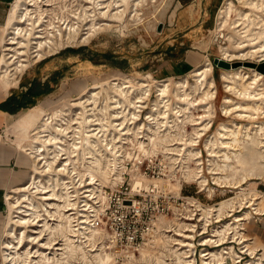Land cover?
<instances>
[{"label":"bare ground","instance_id":"bare-ground-1","mask_svg":"<svg viewBox=\"0 0 264 264\" xmlns=\"http://www.w3.org/2000/svg\"><path fill=\"white\" fill-rule=\"evenodd\" d=\"M53 1L11 0L4 23L0 26V90L3 92L0 97L5 96L11 87L17 85L19 77L26 67L33 61L44 58L45 54L55 53L67 45L88 42L97 30L120 25L122 28L132 24L139 25L143 21L142 17L145 18L148 15L153 17L154 21H152L155 22L163 16L168 5V0H84L83 3H79L78 7H74L72 12L69 11L70 15L57 16L53 12L54 6L48 8L54 3ZM237 1L242 7L241 9L235 6L233 0H225L217 12L219 25L221 27L227 25L230 29L226 37L229 44L219 46L222 57L230 60L243 58L246 55H256L259 60H262L264 59V0ZM86 2H91L94 5L91 8L87 7L84 4ZM160 2H162L161 7L158 6ZM233 11H237L238 18L230 23ZM147 24L150 27L154 26V23L150 24L149 18ZM147 24L145 23V26ZM127 29L129 30L128 27L126 31ZM235 49H247V51L236 54ZM211 70L212 65L208 58H205L203 62L193 67L189 74L172 82L174 93L172 97L181 101L182 105L183 103L188 105L192 101L195 102L192 96L199 93L197 99L202 103H208L215 92L214 79L209 76ZM260 70L253 68L250 72L241 69L221 71L222 87L236 98L229 95L223 96L221 108L225 113L236 112V116L249 119L264 116V72L262 73ZM188 75L192 76V82H189ZM150 77L154 83V89L157 91L156 96L161 99L167 97L170 94L169 90L172 89H170L171 80L169 77L162 80H157L151 75ZM132 81L133 79L126 75L100 78L90 86L78 88L76 90L78 95L72 99V102L70 101L69 105L45 112L42 104H35L17 116L16 135L21 141L19 147L26 154L30 173L26 182L12 187L5 194L7 214L3 235L0 239L3 264H72L74 257L80 258V263L84 264H111L113 262L112 254L102 251L103 243L96 244L97 238L100 237L95 235V229L90 230L89 234L80 236L79 228H72V217L68 215L65 208L68 202L64 203L63 190L67 191V187L60 181L64 178L62 167H59L62 165L61 160L52 151L61 137L66 134L72 119L79 118L78 122L83 125L92 123L93 119L100 117L108 118V120L110 118L126 119L129 112L130 118L136 117L135 110L130 111L129 107L135 108L136 102L142 101L140 98L142 99L150 88L146 79L141 78L136 88L133 87ZM105 84L107 87H104ZM98 87L99 90L96 89ZM135 90L137 91L133 95ZM142 90L143 92H139ZM145 98L148 97L145 96ZM101 99L104 101L103 105L100 104ZM155 103L157 105V99H155ZM179 108L184 110L187 106ZM154 111L155 113L151 109L150 115L146 116L147 119H151L147 130L151 132L149 138L152 144L159 135H172L180 140L184 134L179 132L180 127L178 128L177 123L168 125L174 127V131L178 130L176 133H172L170 127L162 132L166 129L165 125L167 122L169 123V118L164 116L165 112L157 109ZM205 111L207 116L211 115L213 113L211 105H208ZM178 118L181 120L182 117ZM210 122L211 120L205 123L203 121L197 126L198 122L190 123L195 127L191 132L193 136H189V144L186 147H191L190 144L194 142V137H199L203 131L207 130L210 127ZM253 122L252 125L247 124L246 126L238 122L228 124L225 121H220L213 135L206 140L204 146L209 151L207 159L209 173L215 182L237 187L247 179H250L249 183H256L255 179H264V120ZM181 141L174 144L185 143ZM175 146H173L175 151L182 149V147L175 148ZM216 148L217 150H215ZM173 151L172 154L175 152ZM188 151L190 154L199 153L198 151L194 152L191 148ZM92 155L90 157L94 159L91 161L90 168L87 165L86 170L75 171L76 175L84 181L89 179V184L96 181L114 183L118 175L111 173L113 161L108 156ZM232 157L237 162L234 170L231 164ZM195 174L191 173V175ZM195 178H199L198 181L202 187L207 185L206 177L202 174ZM242 189L236 191L235 198L223 200L217 207H208L205 211L206 217L214 212L218 217L223 213L232 217L223 222L220 225L221 228H216L214 235H218L220 241L225 233L230 231L237 233L240 219H246L252 214L251 210H245L241 214L233 213V210H236L237 205L240 206L244 199V196L240 197L238 194ZM251 196L249 198L250 205H253L251 208H254L255 212H260L264 207V196L258 198V193L256 196L255 193H252ZM73 208L71 207V209ZM75 209L83 210L84 208L80 209L77 205ZM82 216H85L84 213ZM83 236H85V240L89 241V244L82 242L81 237ZM184 236L191 237L187 234ZM182 241L180 239L178 242ZM209 241L210 236L203 243ZM178 242L175 241L174 244ZM88 245L89 247H86ZM181 245H190V243L184 242ZM247 246L252 250L249 245ZM204 250L206 249L201 250L200 256L203 255ZM172 252L179 262L182 261L177 249ZM208 253L213 261L206 260L201 256L202 264H222L226 257L231 260L232 264H237L234 263L236 255L232 247L226 254L218 249L210 250ZM151 258L152 256L146 253L142 254L139 259L128 260L127 263H149ZM155 259L157 263H165L163 254ZM250 262L251 264H263L259 260ZM179 264L190 263L186 261Z\"/></svg>","mask_w":264,"mask_h":264},{"label":"rangeland","instance_id":"rangeland-1","mask_svg":"<svg viewBox=\"0 0 264 264\" xmlns=\"http://www.w3.org/2000/svg\"><path fill=\"white\" fill-rule=\"evenodd\" d=\"M75 1L76 0H54V3L48 6V8H52L54 6L53 12L54 15L57 16H61L64 14L70 15V12H72L71 10L74 9V7H78L80 5V2H84V0H77L76 2ZM204 1L205 0H194L187 5H184L182 3L181 5L179 0H168V5L163 16L160 17V19L158 18L157 20H155V22H153V17L148 15L145 18L142 17L143 21L139 25H127V27L129 28V30L127 29V31V27L123 26L124 28H122L121 25L113 28L97 30V32L92 35L88 42L76 45H67L59 49L55 53H51L49 55L45 54V57L41 60L33 61L28 67L25 68V70H23L15 87L19 88L21 85L26 86V82H28V80L32 76L41 77L49 73L50 75L48 76L47 80L49 81V86L50 84L52 85V91L43 95L39 99V101L33 103L34 105L42 104L45 112H48L63 107L64 105H69L70 101L72 102V99L78 95L76 92L77 88H81L82 86H90L94 84L95 80L98 81V79L100 78L102 79L106 77L110 78L112 76L126 75L133 79L132 83L134 84L133 87L135 88L138 86V81L141 78L146 79L149 83L148 86L150 90L148 92L149 94L147 93L145 96H147L149 99L145 98L144 96L142 99L140 98V100L142 101L136 102L135 108L129 107L130 111L134 109L136 112V117H134L133 119H135L139 124L141 122H146V116L150 115L151 109L154 113V110L156 109L161 112H165L164 116L167 119L169 118V123L167 122L165 126L170 123L171 125L177 123L176 125H178V128L180 127L179 132H181L182 135L184 134L183 136L181 135L182 138L180 140H178L179 138L172 137L171 135L172 139L168 141L170 143L169 147L172 148L170 149V151H175L173 147L176 145L174 144L175 142L181 140V142H185L183 144H177L175 146V148L182 147V149L178 151H173L175 155L171 152L165 153L166 161L164 164L166 165L165 169L167 172V176L160 177L156 180L159 181L158 183L160 184L158 189L161 191L162 189H164L167 194L172 195L176 194L179 186L178 183H180L181 187H184L183 191L184 189H195L196 192L194 194H189L188 196L192 195L191 197L198 200L202 204L203 208L207 210L208 207H217L223 200L232 197L235 198L237 196L236 191L240 188H243L242 191L238 193L240 197L244 196V198H246L248 196L249 198H251L252 193H255V196L257 195V193L259 194V192L256 190L257 183H249L250 179H247V181L238 184L237 187H234L233 185L227 183L222 184L215 182L212 179V175L209 173V165L207 161L209 151H207L204 144L206 140L211 135H213L215 128L220 121H225L228 124L232 122H238L242 125L247 126V124L252 125L253 120L254 122L264 120V116H259L255 119H249L247 117L236 116V112H231L229 114L225 113L221 108L223 96L229 95L234 99L236 98L229 91H225L224 87H222L223 84L220 81V73L222 70L232 71L234 69H241L243 71L250 72L253 68H256L257 70L261 69L260 71L263 73L264 67H252L249 66L248 63L252 62L255 65H258L263 63L264 61L259 60L256 55H246V57L243 58H234L230 60L223 58L219 46L229 44V40H227L226 37L230 29L227 25L223 27L219 25L217 12L221 5H223L225 0H207L206 4L203 5ZM233 1L236 7L240 9L242 8L237 0ZM88 3H84L85 6H90L91 8V6L94 5L91 2ZM9 6L10 2L6 7H4V11L0 15V26H2L1 24L4 23V19ZM158 6L161 7L162 2H160ZM148 18L150 19V24L154 23L153 27H150L147 24ZM236 18H238L237 11H233L231 13L229 22L231 23ZM145 23L147 24L146 26ZM135 28L136 30H134ZM246 51L247 49L234 50L236 54L245 53ZM205 58H208L212 65V70L209 76H212L214 79L215 92L211 99L208 100V103H202V101L198 100V93L192 96L195 102L192 101V103H188V105H186V103H183V106L181 101L175 100L174 96L172 97V95L174 94L172 82L189 74L190 70L193 67L197 66V64L203 62ZM187 59L193 63L192 67L187 68L183 72V68L177 69L180 70V72L174 75L166 74L164 67L168 66L169 63L181 64V62H184ZM219 61L226 62L228 66L225 67L219 64ZM150 75L157 80H162L169 77V80H171L170 89L172 88V91L169 90V93L171 94L172 92V94H168L167 97H164L162 99L161 97L156 96L157 91L154 89V83ZM192 79V76L188 75L189 82H192ZM104 87H107V85L105 84ZM96 89L99 90V87ZM201 90L202 89L200 88L199 91L201 92ZM136 91L137 90L133 91V95H135ZM139 92H143V90ZM2 94L3 92L0 90V96H2ZM165 98L168 99L166 100ZM155 99H157V105L155 103ZM102 100L103 99H101L100 102L101 105H103L104 103V101ZM100 104L99 106H101ZM142 105H144L145 107ZM208 105H211L213 111V113L209 116L206 115L207 112L205 111ZM30 106L32 105L27 106V108H29ZM180 106H182L183 108L187 106V108H184V110H180ZM137 108L139 110H136ZM129 114L127 118L131 116ZM178 117H182L181 120ZM208 120H211V122L209 123L210 127L207 130L203 131L204 133L202 132L199 137H194L195 140L192 144H190L191 147H186L187 144H189L188 138L190 135L191 137L193 136L191 132H193V127H195V125H191L190 123L198 122V124H196L197 126L203 123V121L205 123ZM171 121L175 122L172 123ZM169 127L170 126H167L166 129ZM183 128L185 131L183 130ZM174 129V127H170L172 133H176V131H178H174ZM15 137L16 136L14 134V139H17L18 141L19 139ZM190 148L193 149L194 152L198 151L199 153L190 154L188 151ZM215 150H217V148ZM195 156L199 157L196 158ZM233 157L231 159V164L234 170L235 164H237V162ZM192 172L196 174L191 175ZM200 174L206 177L207 185L205 187H202L199 184V178H195ZM255 180L256 182H258L261 179ZM145 182H149V180L145 179ZM180 195L184 194L181 192ZM224 215L227 216V213H223L220 216ZM216 217L219 218L217 215ZM231 218L232 217H227L220 223L211 224L210 226L211 228H221L220 225ZM184 231L194 235L196 233V231H194V226L190 225H188L187 229H185ZM188 241H190L189 238ZM99 242H104L102 245V251L109 253L110 255L113 254V252L108 249L107 242L105 240L103 242L100 240ZM253 247L256 246L253 245ZM141 253L152 255V253L144 247L140 250L139 255L136 254V258L134 259H139L142 256ZM154 255L158 256V252H156ZM112 259L113 262L111 264H120L121 262L120 260L114 261L115 258L113 257V255ZM72 262V264H84L80 263V258L77 257H74ZM127 262L128 261L124 260V263L128 264ZM195 264L202 263H199V260H197V263Z\"/></svg>","mask_w":264,"mask_h":264},{"label":"built area","instance_id":"built-area-1","mask_svg":"<svg viewBox=\"0 0 264 264\" xmlns=\"http://www.w3.org/2000/svg\"><path fill=\"white\" fill-rule=\"evenodd\" d=\"M75 119L71 120L66 134L57 142L52 153L61 160L59 167H62L64 178L60 181L67 187V191L63 190L64 203L68 202L65 208L72 217V228H79L80 236L95 229V235L100 237L96 244L105 240L108 249L113 252L114 261L120 260V264L136 258L144 247L152 253L149 263L155 264L186 261L195 264L197 260L202 263L201 256L213 261L208 251L218 249L226 254L230 247L236 255L234 263L264 261L260 250H251L247 246L251 239L246 235L245 223L259 213L251 208L253 205H250L248 196L233 213L251 210V216L240 219L237 233H225L220 241L219 236L214 235L216 228L210 225L220 223L230 215L220 216V219L215 214L206 217L202 204L192 195L188 196L196 190L183 191L180 183L175 195L158 189L160 184L156 180L167 176L164 163L165 153L171 152L168 142L171 135H159L152 144L149 138L151 132L147 130L151 119L138 124L132 117L109 120L100 117L83 125L78 122L79 118ZM92 154L108 156L113 161L111 173L118 175L114 183L96 181L89 184V179L84 181L76 175L75 171H83L87 165L90 168L94 159L90 157ZM181 192L184 195H180ZM77 205L84 209H75ZM83 213L85 216H82ZM188 225L194 226L195 235L184 231ZM185 234L191 237H185ZM209 236L210 241L203 243ZM84 238L81 237L82 242L89 244ZM180 239L183 240L181 243L189 242L190 245H181L178 242ZM175 241L178 243L174 244ZM174 249H177L182 261L176 258L172 252ZM203 249L206 250L200 256ZM156 252L158 256L154 255ZM162 254L165 263H157L155 258ZM222 264L232 262L226 257Z\"/></svg>","mask_w":264,"mask_h":264},{"label":"crops","instance_id":"crops-1","mask_svg":"<svg viewBox=\"0 0 264 264\" xmlns=\"http://www.w3.org/2000/svg\"><path fill=\"white\" fill-rule=\"evenodd\" d=\"M192 1L194 0H179L180 4L182 3L184 5H187ZM9 2H11V0H0V15L3 13L4 7H6ZM206 2L207 0L204 1L203 5H205ZM262 61H264V59H262ZM262 65L264 66V62ZM192 66L193 63L187 59L184 62H181V64L169 63L168 66L164 67V70L166 71L167 75H174L180 72V70L177 69L183 68V72ZM49 75L50 74L48 73L41 77L32 76L28 82H26V86L21 85L19 88L11 87L5 96L0 97V104H5L3 108L0 107V239L4 229L6 217L5 194L12 187L26 182L30 173V166L25 157L26 154L19 147L20 140L17 141V139H14V134L17 137V116H19V114L23 112L27 106L34 105L33 103L39 101L43 95L51 92L52 85L50 84L51 89L48 92L30 96L29 100H23L24 106H21L18 110L10 112L8 109L13 108V106L16 104V101L21 100L22 95L25 93L26 89L34 79H37L40 81L41 85H43V83L48 79ZM256 183V190L260 195H258V198H261L264 196V179H261ZM263 208L258 214L252 215L249 221L245 223L246 235L251 239L249 246L252 248V250H260L262 259H264ZM253 245L256 247H253ZM261 263H264V261ZM0 264H3L1 250Z\"/></svg>","mask_w":264,"mask_h":264},{"label":"trees","instance_id":"trees-1","mask_svg":"<svg viewBox=\"0 0 264 264\" xmlns=\"http://www.w3.org/2000/svg\"><path fill=\"white\" fill-rule=\"evenodd\" d=\"M50 89H51V87L49 86V81L48 80H46L43 83V85H41L40 81L34 79L30 83L28 88L26 89L25 93L22 95L21 100L20 101H16V104L13 106V108L8 109V111L14 112V111L18 110L21 106H24L23 100H25V99L29 100L30 96L48 92ZM14 99H15V97H14ZM4 105L5 104H0V107L3 108Z\"/></svg>","mask_w":264,"mask_h":264},{"label":"water","instance_id":"water-1","mask_svg":"<svg viewBox=\"0 0 264 264\" xmlns=\"http://www.w3.org/2000/svg\"><path fill=\"white\" fill-rule=\"evenodd\" d=\"M219 64H221V65H223V66H225V67H227L228 66V64L226 63V62H223V61H219ZM248 65L249 66H259V68H263L264 66L262 65V63L261 64H258V65H255L254 63H252V62H250V63H248Z\"/></svg>","mask_w":264,"mask_h":264}]
</instances>
